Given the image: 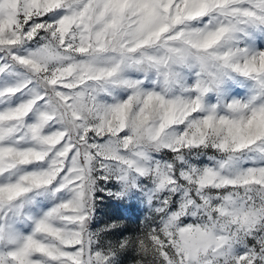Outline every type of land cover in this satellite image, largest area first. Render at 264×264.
Returning <instances> with one entry per match:
<instances>
[{"label":"snow or ice","instance_id":"obj_1","mask_svg":"<svg viewBox=\"0 0 264 264\" xmlns=\"http://www.w3.org/2000/svg\"><path fill=\"white\" fill-rule=\"evenodd\" d=\"M125 258L264 264V0H0V264Z\"/></svg>","mask_w":264,"mask_h":264},{"label":"rangeland","instance_id":"obj_2","mask_svg":"<svg viewBox=\"0 0 264 264\" xmlns=\"http://www.w3.org/2000/svg\"><path fill=\"white\" fill-rule=\"evenodd\" d=\"M118 217H123L124 219H122L121 222L126 225L128 229L134 231L137 226L138 219H141L142 215L135 207L120 206L111 201L105 200L101 211L98 214L97 224L102 227L105 222ZM124 264H131L130 258H125Z\"/></svg>","mask_w":264,"mask_h":264}]
</instances>
